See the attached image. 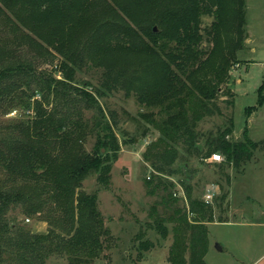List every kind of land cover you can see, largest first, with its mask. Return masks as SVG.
<instances>
[{
    "label": "trees",
    "instance_id": "obj_1",
    "mask_svg": "<svg viewBox=\"0 0 264 264\" xmlns=\"http://www.w3.org/2000/svg\"><path fill=\"white\" fill-rule=\"evenodd\" d=\"M246 1L0 0V16L13 30L18 26L8 12L41 40L28 36L37 54L54 57L55 52L63 58L58 69L62 79L34 70L32 62L0 66V112L12 109L17 96L26 95L34 102L28 99L25 107L33 106L35 113L0 134V167L7 173V182L0 186V264H47L55 254L66 255V264H92L111 247L113 235L97 195L81 188L92 172L100 185H110L121 145L113 129L115 113L113 123L105 119L98 97L119 88H126L128 95L134 89L141 104L157 110L142 114L160 134L143 157L156 171L148 192H164L163 214L152 209L155 225L163 237L168 235L166 223L173 226L168 261L207 264L208 223L215 222L222 201L216 205L197 196L191 181L184 179L182 207L169 177L188 172L190 156L207 159L220 153L223 160L216 166L223 173L252 157L255 143L247 129L244 139H229L233 121L227 129L209 134L205 147L198 130L202 120L223 113L220 96L234 97L227 83L245 43ZM204 15L214 20L203 29ZM205 37L212 43L209 51L201 47ZM88 60L103 69L96 91L76 79ZM23 86L31 90L28 95ZM19 91L22 95L16 94ZM263 103L264 81L258 106ZM91 109L101 115L92 125L84 114ZM255 109L248 107L247 114ZM90 134L96 138L92 152L85 147ZM221 190L223 200V185ZM13 206L24 208L29 216L44 214L50 230L32 233L10 223L6 213Z\"/></svg>",
    "mask_w": 264,
    "mask_h": 264
},
{
    "label": "rangeland",
    "instance_id": "obj_2",
    "mask_svg": "<svg viewBox=\"0 0 264 264\" xmlns=\"http://www.w3.org/2000/svg\"><path fill=\"white\" fill-rule=\"evenodd\" d=\"M8 15L18 29L13 30L11 22L0 16V66L16 67L20 63L32 62L30 64H33L34 70L53 72L55 77L62 79L63 73L58 71L62 56L55 52L54 57L37 54L33 44L28 42V36L41 40L23 27L11 12ZM213 20V16L204 15L203 29L210 27ZM245 30L244 47L232 63L227 83L234 97L220 96L218 104L223 113L202 120L198 130L200 145L205 147L209 134L227 129L233 121L234 131L229 139H244L247 129L248 136L255 143L252 157L240 168L230 167L223 173L216 166L223 160L220 153L207 159L190 156L188 172L169 177L175 184L173 191L182 207L186 205L182 187L184 179L191 181L197 196L216 205L222 201L216 210L215 222L208 223L210 244L205 257L207 264H264V103L258 106L259 88L264 81V0L246 1ZM201 47L209 51L212 43L205 37ZM88 63L76 73V79L89 84L85 89L96 91L101 85L103 69L91 65L89 60ZM12 78L22 82L17 76ZM23 87L28 95L31 90ZM129 91L128 95L126 88H119L106 91L105 96L98 97L107 116L105 119L113 123L111 113H115L113 129L121 146L112 164L110 185H100L97 173L92 172L85 178L81 188L86 193L97 195L98 208L113 235L111 247L106 248L103 255L92 264H171L168 255L174 240L173 226L166 223L168 235L163 237L155 225L152 209L156 207L163 214L160 195L164 192L161 189L154 193L148 192V181L155 179L156 171L143 157L147 147L160 134L159 130L145 121L142 114L156 113L157 110L141 104L134 89ZM16 94L22 95L20 91ZM41 98L36 97L38 100ZM28 99L26 95L17 96L12 109L1 110V135L3 130L35 114L33 106L29 110L25 107ZM228 99L235 100L234 106L226 101ZM29 100L34 102V98ZM248 107L256 109L248 115ZM84 114L90 125L98 117L101 118L94 109L86 110ZM95 143V136L90 134L85 142L86 150L92 152ZM178 163L183 164L181 161ZM6 174L0 167V186L7 182ZM222 185L227 193L223 200ZM23 209L19 206L9 208L6 218L10 223L15 222L32 233L50 230V223L44 214L29 216ZM221 219L225 221L220 222ZM68 260L64 254H55L47 259V264H66Z\"/></svg>",
    "mask_w": 264,
    "mask_h": 264
},
{
    "label": "built area",
    "instance_id": "obj_3",
    "mask_svg": "<svg viewBox=\"0 0 264 264\" xmlns=\"http://www.w3.org/2000/svg\"><path fill=\"white\" fill-rule=\"evenodd\" d=\"M214 156H217V154H215ZM214 156H213V157H214ZM208 196H210V195H208ZM207 201L210 202L208 199H207Z\"/></svg>",
    "mask_w": 264,
    "mask_h": 264
},
{
    "label": "water",
    "instance_id": "obj_4",
    "mask_svg": "<svg viewBox=\"0 0 264 264\" xmlns=\"http://www.w3.org/2000/svg\"><path fill=\"white\" fill-rule=\"evenodd\" d=\"M154 30L157 31V27H155Z\"/></svg>",
    "mask_w": 264,
    "mask_h": 264
}]
</instances>
